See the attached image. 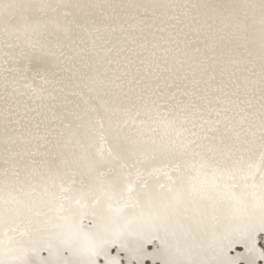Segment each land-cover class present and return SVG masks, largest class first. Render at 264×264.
Masks as SVG:
<instances>
[{"label": "bare ground", "instance_id": "6f19581e", "mask_svg": "<svg viewBox=\"0 0 264 264\" xmlns=\"http://www.w3.org/2000/svg\"><path fill=\"white\" fill-rule=\"evenodd\" d=\"M168 1V4H179L181 11L154 18L108 12L95 19L82 16L81 27L91 46L66 48L58 42L47 53L50 57L46 67L50 65L52 77L44 84L23 78L20 71L23 54H0V209H9L7 215L0 213V242L6 243L11 237L22 244L37 239L41 243L49 240L57 243L56 236L49 233L58 231L55 225L60 223V204L63 202L65 208L69 205V201L61 199L64 195L111 191L110 184L101 182V176L111 166L106 158L95 153L99 140L96 120L88 105L79 104L74 93H67L80 79L73 71L80 61L87 67L81 87L106 126L111 152L131 168L135 178L149 182L138 190L136 199L128 200L125 208L120 200L106 201L102 195L105 211L110 202L113 209L122 210L124 218H134L141 209L148 211L149 207L158 209L168 205L172 215V228L168 232L145 223L137 234L126 236L130 243H141L146 239L144 230H151L154 243L161 242L162 246L153 257L157 256L159 263L177 259L174 248L184 235L177 226L189 225L196 219L203 221L197 217L207 212L211 203L217 209L229 205L230 210L237 207L240 198H245L226 174L248 171L264 139L259 130L264 117L260 0ZM102 4V0H88L86 10L91 13ZM67 14L76 18L81 12L73 9ZM134 18L143 24L148 22L147 27L135 24ZM120 21L127 25L119 35L121 46L117 52L125 50V46L129 48L124 53L129 58L123 61L110 55V48L118 44H110L113 36L100 27ZM53 22L64 30V39L78 42L66 22L62 19ZM44 36L45 32L42 37L45 39ZM222 38L230 42L224 53L192 64V60L196 61L195 54L210 55L209 52L219 51L222 45L218 40ZM127 39L144 40L152 46L141 51L140 46L135 48L136 45L126 43ZM175 40L195 43L189 50L179 49L159 58L167 64L181 63L179 66L170 65L169 71H159V65L154 66L156 71L145 68L134 71L133 59L141 57L146 63L149 54L163 52L158 44L167 46ZM174 55L177 59H173ZM180 57L191 60L184 64ZM128 62L129 66L120 70ZM166 78L170 81L163 88L142 85L150 81L160 85L159 81ZM240 78L244 85L239 83ZM217 90L224 91V95L227 92V96H220ZM210 92L215 93L209 95ZM48 97L62 98L63 102H50ZM209 101L223 104L217 109H203L202 105ZM236 104L242 111L235 108ZM182 109L199 110L212 117L194 118L197 115ZM113 115L122 117L117 127L111 123ZM216 141L226 145L212 149L210 144ZM139 143L150 146L147 150L144 148L147 156L143 158L135 147ZM210 159L224 172L214 170ZM104 165L106 169H102ZM61 184L72 191L62 193ZM125 185L120 181L115 195L125 197L128 193ZM90 220L91 217L84 219L85 226H90ZM238 248L239 245H233L227 251L237 253ZM43 254L48 251L39 252ZM187 255V261L192 260ZM148 261L149 258L144 263Z\"/></svg>", "mask_w": 264, "mask_h": 264}, {"label": "rangeland", "instance_id": "374dc122", "mask_svg": "<svg viewBox=\"0 0 264 264\" xmlns=\"http://www.w3.org/2000/svg\"><path fill=\"white\" fill-rule=\"evenodd\" d=\"M44 2L53 5L56 10L53 11L51 9H46L45 12L41 14L42 18L46 22H48V26L45 29V36H44L46 38L45 39L42 38L41 40V43L43 45L42 50L30 51L29 49L24 47L23 44H16V46L14 47H5L2 42V39L0 42L1 44L0 54L9 53V52L12 53L13 55L23 54V60L21 62V68H20L21 74L24 79L34 84H44L51 79L52 72L49 70L50 65H48L49 68L46 67L48 63V57H50L49 55H47V53L52 52L57 47L58 42H61V45L66 48H74L78 45L81 46L84 45L87 47L91 46L89 39L87 38L81 27L82 18H83L82 16L90 19H95L100 17L99 16L100 14L108 12V13H124L128 15H135V16H140L141 18L142 17L154 18L157 15L164 16V15L172 14L174 12L178 13L181 11V6L179 4H174V3L168 4L170 2L168 0H102L104 4L100 5V7H98L97 9L91 11V13H88V11L86 10L88 0H44ZM158 8H160V10L154 11L155 9ZM73 9H75L76 11H80L81 12L80 16L76 18H72L68 16L67 12L72 11ZM56 19H62L64 22L68 24V29L72 32L73 38L78 41L77 43L70 41L69 38L64 39L63 37L64 30L60 29L59 25L54 24L53 22ZM132 21L141 28H145L148 25V22H146V24H143V21H141L140 19L134 18ZM126 25L127 23L125 22L122 23L120 21L116 23L114 22L108 26H104L102 24L100 26L102 31H104L106 34L113 36L112 38L109 39L110 44H114V43L118 44L116 46L111 45L112 47L110 48V52H111L110 55L114 54L113 56L120 61L129 58V54L128 55L124 54L129 50L127 46L124 45L125 47H123V49L125 50H123L122 52H117L120 51L119 47L121 46L119 45L118 42L119 35L121 34L122 31L126 30ZM126 43H128L129 45L131 44L136 45L135 48H138L137 46H140L141 47L140 49H142L141 51H143L144 48H148V45L151 44L150 42H146L144 40H139V39H135V40L127 39ZM218 43L222 45L219 48L220 50L219 51L215 50L216 52L214 51L212 53L208 51L210 55L192 54L193 58L196 60V61L192 60L191 61L192 64H196V62L206 61L210 57L218 56L224 53L225 51L224 49L229 47L230 45V42L229 41L226 42L225 40H223V38L220 39V41L218 40ZM106 44H108L107 41ZM183 44L186 46H184ZM194 44L195 43L192 42L184 43V40L182 42H178L176 40L171 41L167 46H164L160 43L157 46L160 49H163V52L157 53L156 55L149 54L146 63L144 59H141V57H139V59L138 58L133 59L135 61L131 62V66H134L133 67L135 69L134 71H140L141 69L143 70L148 69L146 71H151V70L156 71L154 66L159 65V71H169L168 68L170 67V65L179 66L181 63L170 62L167 64L164 62L165 59H159V58H162V56H164L167 53H171L176 50L179 51V49L180 50L182 49L183 51L189 50L191 47H193ZM151 49L154 48L151 47ZM180 58H182L181 62L184 64H189L188 62H190L191 60V58H187L185 60L183 57ZM173 59H177V57H175L174 55ZM212 60H214V58H212ZM129 64H130L129 62L126 64L124 63V65H121L120 70L121 68L122 70L125 69L124 66L128 67ZM191 70L195 71V69H191ZM191 70L189 69V71ZM73 71H76V73L79 74L80 79L77 82H75L73 88L71 90H68L67 93H74L77 97L79 104L88 105L89 108L91 109L93 117L95 118L97 123L98 135H99V140L95 145V153L100 158H106L108 165L111 166V168L105 170L104 174L101 176L102 178L101 182H106L107 184H110L112 180L116 179L118 181V184L121 181L122 184H126L125 186H129V185L133 186V192L131 193V195H129V193H126L125 197H121L117 194L111 199L112 201L120 200V203H122L123 208H125V205L127 204L128 200L130 198L136 199L138 195V190L142 186L148 184L149 182H147L146 180L135 178L131 172V168H129V166L126 163H124L123 160L113 155L108 144L109 141L106 132V126L104 125L103 120L99 115L97 109L89 102L88 96L81 87V84L85 82L84 76L87 71V67L84 66V63L82 61H80L79 63L75 64ZM209 71H216V70L210 69ZM169 81L170 79L166 78L164 80L159 81L160 85L155 84L153 81L142 83V85L143 87L156 86V88L158 87L163 88L164 83H169ZM201 81L202 79L199 78L198 82ZM239 83L241 85H244L243 78L239 79ZM220 87L221 86H219V88ZM214 93L215 92H210L209 95H213ZM216 93L220 94V96L221 94L224 95V91L222 92V90H217ZM224 96H227V92L226 95ZM47 100L50 102H57V101L63 102L62 98L57 99L55 97H48ZM222 104L223 103L220 102L209 101V102H205L202 105V108L206 110L215 109V108L217 109L218 107H221L219 105ZM235 108L239 111H242L241 108H238L237 104L235 105ZM182 111L185 113H191V112L194 113L195 115H197V117L194 118L209 119L210 117H212L211 115L200 112L199 110H195V112L193 111L189 112L188 110L182 109ZM111 120L112 122L111 121L110 122L112 123V125L114 127H117L119 126V124H121L122 117L118 115H113ZM214 128L215 127H213L212 129ZM212 129L210 131H213ZM232 129L239 132L237 128H232ZM260 129L264 136V117L260 122L259 130ZM252 132L254 131H250V133ZM143 145H144L143 143H139L135 146L139 150L141 158L147 156L146 154H144L145 151L144 148L147 150L150 147L149 145H144V146ZM224 145L226 144L220 141L212 142L210 144L211 148L215 150L220 149ZM140 146H142V148H140ZM262 152H264V139H263L262 148L260 149L259 153L257 154L256 158L253 161L252 166L248 171L246 172H243V170H241V172L232 171L226 174L229 180L231 181V183L237 186V188H235L236 191H238L240 194H244L245 196V198H240L239 203H236L237 207L229 210L230 206L227 205V207L217 209L216 204L211 203L207 208V212L202 214L200 217H197V218L202 217L203 221H199V219H196L191 221V224L189 225L183 224L181 226H177L175 224V226H177V230L181 231V233L184 234L179 245L177 243L178 246L174 248L178 260L183 261L184 264H191L193 261H194L193 264H205V262H211L216 260L227 262L228 259L230 260L232 259V257L237 256L238 251L242 252V248L240 246L237 249V253L235 252L229 253V250L227 251V247L229 240L237 233V231L240 228L244 226L245 223L246 213L242 201L250 202L252 199V193L256 192L258 194L259 191L258 187L256 189H253L252 185L256 184L257 186H259L258 185L259 181L262 179V172H264V166L261 165ZM210 160L212 162L211 166L213 167L214 170H217V172L218 171L224 172L223 168L219 167L215 160L212 159ZM115 166H117V168ZM102 169H106V165L102 166ZM116 170H118L120 173L116 172ZM78 187L83 188L86 186L78 185ZM93 196H100L102 198V193L93 190L87 193L86 200L88 202H91ZM88 227H91V225ZM144 232L146 234V238L152 237L154 235L151 233L152 232L151 230H146V231L144 230ZM142 242L143 240L141 241V243ZM52 243L56 244L55 242ZM262 243H264V241H262ZM158 244L159 247L157 248ZM158 244L154 243L152 247L149 248H147L145 245L148 253L156 252L157 250H159V248L161 250L162 248L161 242H158ZM186 254H188L187 256H190L192 260L187 261ZM48 255L49 254L34 256L33 259L39 260L41 258H47ZM144 264H164V263H159V258L155 256V258L154 257L149 258V261ZM257 264H264V260L258 261Z\"/></svg>", "mask_w": 264, "mask_h": 264}, {"label": "snow or ice", "instance_id": "6c2138e0", "mask_svg": "<svg viewBox=\"0 0 264 264\" xmlns=\"http://www.w3.org/2000/svg\"><path fill=\"white\" fill-rule=\"evenodd\" d=\"M260 5L264 37V0H260ZM46 9L56 10L44 0H0V37L3 38L4 46L23 44L30 51L42 50L41 40L48 22L41 14ZM261 165L264 166V152L261 153ZM59 187L65 194L72 191L63 184ZM252 187H258V194L253 192L250 202L242 201L246 213L244 226L228 242L229 249L233 245H239L242 252L238 251L236 258L227 262L216 260L205 264H257L264 260V175L259 186L253 184ZM110 188L111 191L102 193L106 201H111L117 192L116 179L110 182ZM127 192L129 195L133 192L130 185ZM86 195L81 191L79 195H64L61 198L69 201V205L65 208L63 202L60 204V223L55 225L58 231L49 233L56 236V244L51 240L41 243L38 239L22 244L9 237L6 243L0 242V264H144L147 258L155 255L154 252L148 253L145 247L146 244L155 242V235L138 244L130 243L126 236L137 234L145 223L165 232L172 228V215L168 205L158 209L149 207L148 211L141 209L134 218H124L120 208L113 209L109 202L105 211L100 196H93L91 202H88ZM8 212L7 208L0 209V213L4 215ZM88 217H91V227L84 224V219ZM45 249L49 254L47 258L33 259ZM158 251L160 252V248ZM164 264L184 262L167 259Z\"/></svg>", "mask_w": 264, "mask_h": 264}]
</instances>
